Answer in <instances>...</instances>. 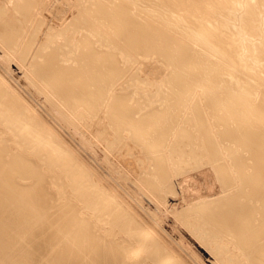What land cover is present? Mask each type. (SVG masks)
Returning a JSON list of instances; mask_svg holds the SVG:
<instances>
[{
    "label": "bare ground",
    "instance_id": "bare-ground-1",
    "mask_svg": "<svg viewBox=\"0 0 264 264\" xmlns=\"http://www.w3.org/2000/svg\"><path fill=\"white\" fill-rule=\"evenodd\" d=\"M87 1V5L77 2L71 21L75 27L72 34H63L68 31L67 25L64 26L65 30L61 28L56 31L55 27L54 32L61 39L54 40V37L51 38L54 33L51 26L52 33L48 35L49 30L46 33V40L49 41H44L46 43L41 44L37 51L38 57H33L36 62L30 59L34 65L29 66L32 67V74L28 72L34 77L28 79L34 78V84L38 82L44 90L41 94V87L36 88L38 94L46 95L45 99L51 106L59 103L57 107L63 114L62 118H67V112L69 115L71 113V120L76 119L81 123L78 122L84 129L81 132L90 139L89 142L93 136L92 141L95 138L98 141V144L94 143L98 150L102 152V146L104 150L107 148V158L113 159L114 155L110 156V152L121 154L126 150L127 157L137 156L139 171L136 176L142 189L149 191L162 204L165 203L162 192H171L167 185L171 176L202 163L212 164L218 174L222 196L215 202H200L192 209L177 212V218L185 229L205 243L203 247L214 258L215 264H264V92L260 99L253 97V93L261 92V87L264 88V77L258 74V65L251 60L254 50L257 56L264 57V46L256 40L264 23V0H249L246 9L238 7L236 0ZM13 5L20 10V17L25 23L26 19L31 21L30 24L26 23L32 26L30 38L22 37L25 32L23 30L22 34V28L19 29L21 22L17 29L19 35L5 30L11 26L15 31V20L9 18L5 19L7 22L4 21L2 2L0 21L2 25L5 22L10 26L4 24L6 28L3 27L4 31L0 32V43L8 51H13L18 61H22L28 57V51L38 38L35 33L40 32L43 23L36 21L39 11L36 1L15 0ZM77 21L82 25L78 26ZM234 32L240 34L234 35ZM75 35L79 36L73 44L75 47L70 46ZM21 37L24 40L19 44ZM213 51L218 52L221 62L232 70L234 79H225L221 70L214 72L210 60ZM150 54L170 70L165 83H160L161 96L158 98L160 104H164L158 119V132L163 129V133L156 135L154 141L147 142L145 136L153 132L146 124L147 115L135 118V115H140L143 105L140 107L136 100L134 86H131L133 91L118 86L122 85L120 78L132 74L134 80V76L139 74L138 70V73L129 70L130 59ZM147 58L143 60L147 61ZM126 64L129 69L125 68ZM216 81L219 83L214 85ZM131 83L133 85L135 82ZM3 84L0 81V101L8 108L4 117L10 118L14 114L17 119L13 120L14 115L6 123L1 119L0 134L23 139L30 153L36 156L48 153L50 161L59 165L53 172H66L64 178L53 177L49 187L44 174L39 176L41 180L37 193L40 199L47 191L45 186L47 189L52 186L60 203L54 206L50 194L48 200L45 199L47 204L50 202L47 208L40 203L37 211L40 222L28 245V252L33 256L29 261L34 264H188L182 259L183 256L179 259L173 250L171 252L166 248L168 245L155 232L153 224L141 221V215L133 209L134 204L117 192L122 181L110 173L113 167L107 171L109 173L105 178L85 160L83 171L69 165L68 159L72 157L68 151L75 153L62 142L56 131H51L38 117L41 127L47 132L46 137L32 123H25V116L11 112L14 110L11 97L16 98L15 93L9 91L10 87L8 90L4 88ZM204 86L213 87H208V90L206 87L204 91L201 89ZM192 93H195L193 97L197 95L194 99L198 102L203 99L207 102L203 100L200 106H190L188 114L191 117L186 115L189 119L183 118L189 123L182 119L186 126L184 123L183 127L180 125V131L175 132L177 136L172 135L176 138L175 143L168 147V141L163 137L167 131L166 125L178 121L175 117L181 112L180 107H186L187 101L190 102L192 97H187ZM154 94H149L151 98L148 100L153 99ZM96 117L98 121L94 122ZM178 123L174 125L179 126ZM126 139L129 142L125 148L122 141ZM19 151L26 150L19 147ZM159 151L163 153L152 155ZM115 156L118 157L117 154ZM11 161L5 158L4 146L0 145V171H3V178L0 177V205L3 203L4 208L13 206L12 198L16 196L21 173L31 171L28 162L22 159L14 163ZM82 174L85 175L83 179ZM75 187H80V191ZM141 205L140 199L139 203L135 200L136 207ZM145 211L148 210L145 208ZM14 219L7 225L22 226L25 223L21 213H17ZM19 230L23 231L16 229L17 235H20Z\"/></svg>",
    "mask_w": 264,
    "mask_h": 264
},
{
    "label": "rangeland",
    "instance_id": "rangeland-1",
    "mask_svg": "<svg viewBox=\"0 0 264 264\" xmlns=\"http://www.w3.org/2000/svg\"><path fill=\"white\" fill-rule=\"evenodd\" d=\"M12 1L14 2L15 0H0V8L4 7L3 13L5 16L4 17L5 22H7L5 19H9V18L15 20L14 21L15 31L12 30L13 28L8 23L4 22L2 25L1 24L2 20H1L0 24L2 25V27H0V32L3 30V27L5 29L6 28L5 26L8 27V25H9L10 28L8 27L9 29L7 28L5 30H7V31L9 30L10 34L11 33L15 34V32H16V35L17 34L19 35L20 32H17V29H18V26L20 25L19 29L22 28V29H20V30H22L21 31L22 34H24V32H25V35H22V37L24 36L25 38L24 37L23 38L28 40L30 38L29 34L32 30V26L30 27L27 24H30L31 21H29V20L27 21V19H26L27 24L25 23V21H23V19H22L23 17H20L22 15L21 13H19L20 10L18 11V9H16V6L13 5ZM33 1L34 2L36 1V4H37L36 8L39 10L36 21L40 20L43 24L41 25V28L39 30L40 32L38 31L39 33H37V34L35 33V35H37L38 38L36 39V41H34L36 44L33 43L34 45L31 47L32 49L30 48V50L28 51V53H29V55H27L28 57H26V58L24 57V59L22 61L21 60L18 61V58L15 57L16 56L15 53L13 51H10V50L8 51V49L5 46H3V44L0 43V81L2 84L3 83L5 84V85L4 84L3 85H4V88L6 87L7 90L10 87L11 89H9V91L10 92L13 91V94L15 93V97H16V98L11 97L12 101L10 99L8 100V101H11L13 103V106H14V110H11V112H18V113H20V116H25L26 119L24 120V122L25 123H32L33 127L39 128V130H40L39 132H42V135L44 137L47 136V132H46V130H44L41 127L37 117L43 123L46 124V127L47 126H48V128L50 127L49 129L51 131H53V132L56 131L57 134L61 137L62 142H65L70 147V149L69 148L68 149L75 153L76 156L67 150L68 154L72 157V158L68 159L69 165L72 164L73 167H75L77 171H80V170L83 171V167H84V164H83L84 161L83 160H85L87 163L92 165V167L95 168L96 171L97 170L99 171V173L97 171L98 174H103L106 178V176L109 173L107 171H109L110 168H112V167L114 168L115 167L114 165H116V167L119 166L117 168L115 167L116 169L112 168L114 171L112 169H110V171H112L110 173H112L117 178L119 177L118 179H120L122 181V186L117 189V192L119 194L123 195L124 198L130 204H132V205L134 204L133 209H134V211L137 210L136 212L138 213L139 216L141 215L139 217L142 219V220L140 219L141 221H143V222L147 221V222H149V224H151V225L153 224L152 226H154L155 232L158 233L160 235L161 239L164 240L163 243L166 246L168 245L166 248L171 252L173 250L179 259H181V257L183 256L182 259L186 260V262L188 264H200V263H202V264H215L214 258L213 257L211 258L210 257L211 254L207 253V251H205L206 247H203V246H206L205 243L204 242L202 243V240L200 241L199 240L200 238H198L195 234L189 232V230L187 228L185 229L184 225H182L180 223V220L176 216L177 212H180L182 210L192 209L194 207V205L197 206L200 202H208V201H212V200L215 202L222 196V190L220 187L221 185H220V182L218 181V174L214 170V166L210 163H202L200 166H198L196 168L188 169L186 171H182L180 173H177V174L171 176L169 178L168 184H167L168 187H170L168 189H170L171 192L164 190V188H162V191L164 190L165 193H164V191L163 192L161 191L163 194L164 202H165L164 204H162L149 191L145 192L142 189L141 182L138 180V178L136 176V173L139 171L138 170L139 166H138V162L136 159L137 156L132 155V156L127 157V154H126L127 150H126V151H124L125 153L123 152L124 156H121V154L123 155V153L120 154V153H116L117 151H115L114 153H116L118 155V157L115 156L116 154H114L113 152H110L109 153L110 156L114 155L113 159H112V157H109V156H108L109 158H107L106 155H108V152H109L107 150V148H106V150L108 152L106 150H104L105 149L104 146L100 145V146H102L100 148H103L102 152H101V150H98L99 147L96 144H94V143H97L98 141L96 138L94 139L95 141H92L93 136H91L92 140L89 142L90 139L88 140L87 137L85 136V134L81 132L84 130L83 127L79 125L81 123L79 121H77L75 118L74 119L76 121L72 119L73 122L71 123V121H72L71 117L73 118L71 113L69 115V112L66 113V111L64 109L63 111H65V113L68 116H67V118L65 116H64V118H62L63 114L62 115L60 114L61 112H59L60 110H58V107H57L59 105V103L56 102L55 104L58 103L57 105L53 104L51 106V105H49V102L45 99V97H47L45 95L46 94L45 92H44L45 94L43 93V95H45V97L40 95V93L38 94V89L40 87L41 88H40L39 92H41V94H42V92L44 91L42 86H40V84L38 82L37 83L35 82L36 85L38 84L37 85L38 87L36 86L33 89V87L35 85L33 80H35V79L32 78V80L30 79L31 81L28 79V78L34 77V76L30 75V74H32L30 72L32 67H29V66L34 65V64H31V61L35 57L36 58L38 57L37 51L40 50V45L49 41V39L46 40V38H47L46 33L48 34V32L51 29V26H52L51 31L53 30L52 32H54L55 27L57 28V29L55 28L56 31H58V29H61V28L64 29V26L66 27V25H67L66 30H68V31H64L63 34L66 35V33H68V32H69L68 35L72 34V31L74 30L73 28H75V27H73L74 22L71 24V21H72V16L75 13V7H77L76 5H77L78 1H76V0H33ZM248 1L249 0H236L235 3H237L238 7L242 8V9H246L248 7ZM2 2L4 5L3 7H2ZM87 2H88L87 0H81L80 3L81 4L83 3V5H87L88 4ZM40 7L43 9L40 10ZM36 8H35V10H36ZM226 8L227 7H225V9ZM16 19H18V21ZM13 20H12V22H13ZM15 22H17L16 26H15V24H16ZM22 22L25 25V27L22 24ZM18 23H20V24L18 25ZM78 23H79V24H77L78 26L82 25L80 22H78ZM4 24H5V26H4ZM26 25L29 27H27ZM68 25H70V26L68 27ZM22 26L26 29H24ZM28 28H30V29L28 30ZM10 29H11V31H10ZM23 30H24V32H23ZM27 30H28V32H27ZM51 31L48 35H50L52 33ZM260 31L258 32L256 40L258 41V43H260V44H262V46H264V23L262 25V30H260ZM26 32H27V34H26ZM55 33H57V32L52 33V35ZM233 34L237 35L240 33L234 32ZM52 35H51V38L54 37L53 38L54 40L57 38H58V40L61 39L60 38L61 36L59 37L57 34H55L54 36H52ZM22 37L18 41L19 44H21L22 40H24ZM66 37H68V36H66ZM77 37H79V36L77 35ZM77 37L75 35L74 40H72L73 43L71 42V44L70 43H68V44H70V46L75 44L74 42L77 41V39H78ZM58 40H56V42ZM14 41H16V40L14 39ZM40 41H41V43H40ZM44 41H46V42H44ZM59 44L60 43L58 42L57 45H59ZM73 46L75 47V45H73ZM67 47H65V48H67ZM16 48H18V46ZM65 53H67V51ZM70 54H69V56L72 55V54L71 55ZM251 55H252L251 60L258 65V70H257L258 74H260L261 76L264 77V57L263 56H260V57L257 56V53H255V50L251 53ZM143 56H137L134 60L130 59L128 66H130L131 69H129L127 64H126L127 67H125L126 69L128 68L129 70H131L133 72H136V73L139 72L138 75L134 76V78H136V79H134L135 81L133 80L132 74H130V75H128V77L131 80H129V78L126 76L120 78L119 83L122 85H119L118 87L119 88L122 87L123 89L129 88L128 91H131V90L133 91L134 89L136 90V92H137V99L136 100L139 102L140 107L142 105H143V107L141 109L140 115H135V118L140 119V118L146 117V115L148 116V119H147L148 122L146 124L149 127V131H151L153 133L147 134L145 137L148 140L147 142H150V141L155 140V138L157 137L156 135H161L163 133V129L158 132V130L160 129V126H158L159 125L158 119L160 117L159 113L163 112L164 104H160V100H158V98L161 96L160 90H161L162 85L165 83V80L167 79L166 78L167 72L170 70V68H168V67L166 68L161 62L157 61L156 58H152L154 55H151V54L147 55L149 59L147 58V56H145V55H143ZM144 58H147V61H146V59L143 60ZM26 59H27V61H26ZM30 59H31V61H30ZM35 59H34V61H35ZM140 59L142 61H139ZM126 60H127V58H125V61ZM210 60H211V65L215 69L214 72L221 70L223 76L226 77L225 79H227V80H232L235 78V74L232 73V70H230L228 67H225L226 64L221 62V59L219 57L218 52L213 51L211 53ZM133 61H135V62H133ZM25 62H27V63H25ZM23 63H25V65H23ZM122 63H125V62L122 61ZM26 68H28V69H26ZM165 68H166V70H165ZM136 70H138V72ZM26 71L28 74H26ZM28 71L30 72V74ZM142 80H144V81H142ZM126 81L127 82L129 81L130 85ZM131 81L135 82V83L132 85ZM163 81H164V83H162ZM30 83L33 85H31ZM218 83L219 82L216 81L214 85H217ZM126 84H127V86H126ZM128 85L130 87H128ZM149 85H150V91H149ZM159 85H160V87H159ZM131 86H134V89ZM155 86H156V88H154ZM206 87L207 86H204L201 89L202 90L204 89V91H205ZM208 87H207V90H208ZM210 87H213V86H210ZM36 88H38V89H36ZM151 89H152V92H151ZM157 90L159 92L158 95H157ZM260 90H261V92L253 93L254 98L260 99L261 94L264 92V88L261 87ZM152 93L156 94V96L154 94L153 96H155V97L152 96V98L153 99L156 98L157 102H156V99L148 100L151 98L149 96L152 95ZM193 94H195V93H192L187 97L188 99L192 97L191 99H193V100L189 99L190 102L187 101L186 107L181 106L179 109V112L181 111L183 113L185 111L184 114H182V115L180 114L181 112L179 113L182 116V118L179 114H177V117H175V118H177L178 121H175L176 120L175 119V120L170 122V124L174 121H175L174 122L175 124H176V122H179L178 123L179 126L174 125V123H172L170 126L166 125L167 131L163 137L165 139H167L168 147H170L169 145L172 142L175 143L176 138L172 135H174L175 132L178 133L180 131V129H181L180 125H182V127H183V125L185 124V126H186V123L183 122V120H184L183 118H187V116L191 117L188 114L191 111L190 106L192 104L200 106L202 104V102H204L203 100H205V99H203L202 101L200 100L198 102L196 100V98L194 99V97H196L197 95H195L193 97ZM17 96L19 98H17ZM20 101H22V102H20ZM200 102H201V104H200ZM25 103H28V105ZM183 104L185 105V103H183ZM27 107H30V108H27ZM60 107H62V106L60 105ZM145 107H147V108H145ZM182 107H183L184 111H182L183 109L181 110ZM185 108H187V110ZM24 109L25 110L27 109V111L25 112ZM28 109H32V110H28ZM7 110H8V108H6L4 106V103H1V101H0V121H1V119H3L1 122L6 123L10 119H12L11 116H13L14 114H12L10 116V118L4 117V113H8ZM32 111H34V112H32ZM186 111H188V112H186ZM29 112H31L32 114ZM185 113H187V114H185ZM183 115L184 116L187 115V116L184 117ZM15 116L16 115H14V117ZM65 118H66V120H65ZM68 118L70 119V122H69ZM16 119H17V117H15L13 120L15 121ZM187 119H189V118H187ZM94 120H95L94 122H96V121H98V118L96 117V119L94 118ZM211 120L213 121V119H211ZM184 121L188 122L189 120L188 121L184 120ZM21 122H23V121H21ZM78 122H79V124H78ZM4 123H2V124H4ZM76 123L79 126H77ZM177 127H178V129H177ZM163 128H164V126H163ZM218 128H219V126H218ZM175 130H177V131H175ZM191 132H193V130ZM202 133L205 136H208L206 134V132L204 133V131H203ZM175 135L177 136V134H175ZM1 136H3V138H1ZM170 137H172V138L170 139ZM86 139H87V141H86ZM128 140L129 139L122 141V143L125 144V146L123 144L122 147L124 146L126 148V146H127L126 143L129 142ZM167 141H166V143H167ZM173 144H171V145H173ZM0 145L4 146L5 158L11 159L12 160L11 163H14L18 159H22L25 162L29 163V166L31 169V171H23L21 173L19 179H18V187L16 190V196L12 198L13 206L12 207L8 206V207L4 208L3 203H1V205H0V264H34L33 262L29 261L30 259H33V256L31 255V253L28 252V245L30 244V237H32L33 234H36V230L38 228L37 226L39 225V222H40V218L38 217V212H37V211H39L38 210L39 205L41 203L44 205L45 208L48 207V204H50V202H48V204H47L46 200H48L49 194L54 199V203H53L54 206H57L60 203L56 199V192H55V190H53L52 186H51V188H49L50 189L49 190L44 185L47 191L45 192L43 199H40L39 194L37 193L38 185L40 184L39 181L41 180L39 176L41 175V173L44 174V179L47 180L48 187H49L50 182H51L53 177H56L58 179L59 177L62 176L64 178L66 175V172L63 170H61V171L58 170V171L53 172V169L59 168V165H57L56 162H53L52 160L50 161L48 153L41 154V156H36L34 154H31L30 149L28 148L26 143L23 142V139L21 140V139L16 138V137H8V136H5L4 134H0ZM164 146H166V145H164ZM19 147L25 148L26 151H19ZM166 148H167V146H166ZM105 151L107 153H105ZM157 153H163V151L154 152V153H152V155H157ZM125 156H126V158H125ZM105 157L107 158L106 160H105ZM114 157L116 159L120 157L121 160L117 159L116 161H113L115 159ZM121 157L123 158V160ZM108 159H110V160H108ZM87 160H89V161H87ZM111 161H113V162H111ZM117 161L119 162L118 164H117ZM107 162H109V163L107 164ZM60 165H62V164H60ZM82 165H83V167H82ZM106 167H108V168H106ZM117 169L119 171H117ZM2 172L3 171H0V173H1L0 177L2 176V178H3ZM18 174H19V172H18ZM117 174L118 175L121 174V176H117ZM73 176L79 177V175H73ZM84 176L82 174V179ZM75 182H77V181H75ZM165 189H167V188L165 187ZM75 190L80 191V187H77V188L75 187ZM82 190H83V188H82ZM139 199L142 202V205L139 207H136L135 206V200L139 203ZM64 202H67V201H64ZM64 202H61V203H64ZM145 208H146V210H148L147 212H149V211L150 212L147 213L145 211ZM53 209H54V207L52 209H50L49 211H51ZM142 211H143V213H142ZM17 213H21L22 215H24V218H25L24 222L25 223L22 226H18V225L12 226V227L8 226L7 224H9L11 222V220H13L16 217ZM152 216L155 218L152 219L153 218ZM150 221H152V223ZM138 222H139V220H138ZM154 223H157V224H154ZM20 227H22V228H20ZM18 228L23 229L22 232L25 233L26 235L24 236V234L21 232V230H19L20 235H17L16 229H18ZM157 229H159V230H157ZM165 237H167V238H165ZM169 239H171V240H169ZM168 242H169V244H168ZM169 247H170V249H169ZM196 261H198V262H196ZM79 264H82V262H80Z\"/></svg>",
    "mask_w": 264,
    "mask_h": 264
}]
</instances>
